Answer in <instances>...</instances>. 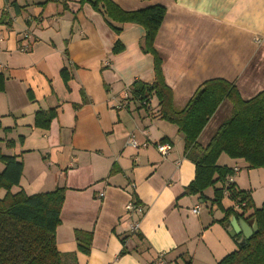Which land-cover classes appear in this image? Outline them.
<instances>
[{
    "label": "crops",
    "instance_id": "crops-1",
    "mask_svg": "<svg viewBox=\"0 0 264 264\" xmlns=\"http://www.w3.org/2000/svg\"><path fill=\"white\" fill-rule=\"evenodd\" d=\"M7 1L17 2V14ZM112 1L127 11L166 7L154 45L177 109L209 79L234 82L244 99L264 90V0ZM4 10L13 23L0 24V146L24 165L12 192L66 189L56 229L64 264H161L162 254L173 263L191 258V264H217L236 250L228 232L234 214L221 223L225 211L212 202L223 183L206 189L205 201L185 193L196 166L184 154V134L160 117L158 99L116 107L135 80H154V56L141 48L144 28L113 22L121 27L117 33L102 11L79 0H0V17ZM27 41L28 51L21 50ZM116 42L123 45L117 54ZM64 69L71 76L67 83ZM52 108L58 113L50 128L36 127V112ZM231 112L225 100L200 134V145L210 142ZM10 140L14 147L7 146ZM160 142L171 144L166 157L157 149ZM218 162L239 167L236 188L250 192L260 207L263 199L254 186L258 181L262 190L264 179L255 173L264 168L252 169L226 154ZM134 196L146 213L132 234L125 206ZM197 204L208 207L192 213ZM222 205L228 209L234 202L225 196ZM78 231L92 233L88 254L79 250Z\"/></svg>",
    "mask_w": 264,
    "mask_h": 264
},
{
    "label": "trees",
    "instance_id": "trees-1",
    "mask_svg": "<svg viewBox=\"0 0 264 264\" xmlns=\"http://www.w3.org/2000/svg\"><path fill=\"white\" fill-rule=\"evenodd\" d=\"M79 2L90 3L94 9L102 11L117 33L121 27L113 22L122 25L135 23L144 28L141 48L154 56V80H135L129 90L130 101L147 106L156 97L160 117L177 125L179 132L184 134V154L196 166L195 178L186 187L185 193L199 195L205 201L204 191L217 182H222L223 185L215 189V199L212 201L225 211L226 216L221 223L228 222L231 214L240 216L249 223L257 219L259 230L248 239L247 244L238 246L217 264H264V202L256 207L250 192L237 189L234 182L226 185L228 176L234 174L233 167L218 162L220 156L226 154L232 159H243L252 169L264 168V90L250 99H244L234 82L223 78L209 79L199 86L184 107L177 109L173 103V90L163 76L162 59L154 45L166 16V7L156 4L127 11L112 0ZM7 3L14 8L16 14L19 12L17 2ZM12 23L10 12L4 10L0 24L11 27ZM122 50L123 45L116 42L113 52L117 54ZM62 78L65 83L71 78L67 69L62 71ZM2 90L4 77L0 74V91ZM225 100L232 103L231 115L220 124L204 147L200 145L198 138ZM57 113V108L37 111L34 125L48 130ZM5 130L11 131L10 128ZM20 141L23 142L22 137ZM14 145L13 140L7 143L8 147ZM0 163L4 165L0 170V191L6 192L0 197V264H64L63 254L57 247L56 229L61 224L60 213L66 189L58 187L35 194H28L24 190L14 193L11 189L20 183L23 162L16 155L4 154L0 146ZM225 196L234 202V206L224 209L222 200ZM235 204H239L240 208H236ZM77 238L79 250L88 254L92 245V233L78 231ZM124 253L125 247L120 255ZM161 259L166 264H179L168 260L166 254ZM191 263V258H183V264Z\"/></svg>",
    "mask_w": 264,
    "mask_h": 264
},
{
    "label": "built area",
    "instance_id": "built-area-1",
    "mask_svg": "<svg viewBox=\"0 0 264 264\" xmlns=\"http://www.w3.org/2000/svg\"><path fill=\"white\" fill-rule=\"evenodd\" d=\"M24 39H29V35L27 33H25L23 35ZM20 49L23 51H28L29 49V41H27L26 44L21 45ZM129 102H130V92L128 93L127 91L123 94V99L122 101L116 106L118 109H122V108H126L129 106ZM131 144L133 146H138L137 142L135 140H131ZM171 144L168 142H160L157 144V149L159 150V152L162 154L163 157H166L170 150H171ZM239 167H234L233 168V175L228 176V180L226 182V185H229L230 183L234 182V175L235 173H237L239 171ZM132 188L136 187V184L132 183L131 184ZM225 194H227V191H225ZM100 196H103V193L100 194ZM236 208H240L239 204L235 205ZM125 209L128 213V215H130L131 218V223H130V232L132 234H135L139 231V227H140V222L143 218V216L146 213V208L144 206L143 203H141L135 196L133 197V199H131L130 201L127 202ZM201 209V204H197L192 210V213L198 214L199 211ZM163 256V254L160 256V263L161 264H166L165 261L163 259H161V257Z\"/></svg>",
    "mask_w": 264,
    "mask_h": 264
},
{
    "label": "water",
    "instance_id": "water-1",
    "mask_svg": "<svg viewBox=\"0 0 264 264\" xmlns=\"http://www.w3.org/2000/svg\"><path fill=\"white\" fill-rule=\"evenodd\" d=\"M230 224L231 227L228 232L235 238L239 247L245 246L248 239L259 230L257 219H255L252 223H249L245 219L234 215L230 219Z\"/></svg>",
    "mask_w": 264,
    "mask_h": 264
},
{
    "label": "rangeland",
    "instance_id": "rangeland-1",
    "mask_svg": "<svg viewBox=\"0 0 264 264\" xmlns=\"http://www.w3.org/2000/svg\"><path fill=\"white\" fill-rule=\"evenodd\" d=\"M216 124V120L214 119V121H212L211 122V128H212V126H214ZM255 170H258V169H255ZM238 173V172H237ZM237 173H235V175L237 174ZM234 175V176H235ZM255 175H257L256 177L257 178H259V179H264V171H261V170H258V171H256V173H255ZM242 176H243V178H244V181L245 182H247L248 183V181H249V178H248V176H247V170L246 169H243V171H242ZM252 182L254 183V177L252 176ZM256 184H255V186H254V188H257V191L259 192L258 194L259 195H261L258 199H263L261 202L260 201H258L259 203H258V205H262V203H263V201H264V188L262 189V190H260L259 188H258V181L257 182H255ZM257 199V200H258ZM236 205V204H235ZM201 206L203 207V208H206V207H208V204H201Z\"/></svg>",
    "mask_w": 264,
    "mask_h": 264
}]
</instances>
